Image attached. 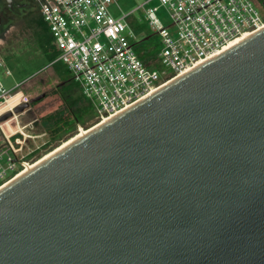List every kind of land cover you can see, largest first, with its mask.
Wrapping results in <instances>:
<instances>
[{
    "label": "water",
    "instance_id": "95a60500",
    "mask_svg": "<svg viewBox=\"0 0 264 264\" xmlns=\"http://www.w3.org/2000/svg\"><path fill=\"white\" fill-rule=\"evenodd\" d=\"M0 264H264V28L0 191Z\"/></svg>",
    "mask_w": 264,
    "mask_h": 264
},
{
    "label": "built area",
    "instance_id": "2783aa9c",
    "mask_svg": "<svg viewBox=\"0 0 264 264\" xmlns=\"http://www.w3.org/2000/svg\"><path fill=\"white\" fill-rule=\"evenodd\" d=\"M48 27L57 57L79 84L97 120L143 100L186 70L216 56L237 38L264 26V9L254 0H158L172 19L164 26L158 7L146 9L147 19L160 35L154 57L135 50L136 33L127 21L132 12L115 16L114 0H33ZM153 0H146L145 5ZM10 74V71H8ZM0 85V187L39 157L45 132L35 131V119L25 121L31 101L20 89ZM15 89V90H14ZM29 102L22 112L15 108ZM6 160L4 165L1 160Z\"/></svg>",
    "mask_w": 264,
    "mask_h": 264
},
{
    "label": "rangeland",
    "instance_id": "374dc122",
    "mask_svg": "<svg viewBox=\"0 0 264 264\" xmlns=\"http://www.w3.org/2000/svg\"><path fill=\"white\" fill-rule=\"evenodd\" d=\"M145 1L114 0L109 8L115 16L132 12L127 21L130 22L137 36L134 48L141 57H154L161 48V38L149 24L146 9L158 7L156 15L161 23L169 27L170 31H173L174 27L171 26L172 19L165 6L161 5L158 0L142 5ZM254 1L256 2V0ZM258 7L263 9L260 4ZM27 12H31L33 16L28 18L25 15L14 24L7 25L2 38H0V85L8 90L20 83L16 89H20L31 101V109L21 119L27 121L36 118L35 131L46 133L43 139L38 140L40 144L47 141L36 151L40 158L64 140L74 136L83 128L95 124L98 120L91 104L82 97V91L79 84L73 79V74L62 62L51 63L50 58L44 54L40 47L35 34L37 24L34 18H42V16L33 0H30L25 13ZM147 36L148 38L145 40ZM42 93L45 94L44 97L33 101L34 97ZM65 98L78 100L84 111H82V117L78 119V122L72 124V128L67 131L63 130L59 135L53 137L50 124L52 125V122L60 116H64L70 108ZM74 108L80 109L78 105ZM1 162L4 165L7 164L5 156Z\"/></svg>",
    "mask_w": 264,
    "mask_h": 264
},
{
    "label": "bare ground",
    "instance_id": "6f19581e",
    "mask_svg": "<svg viewBox=\"0 0 264 264\" xmlns=\"http://www.w3.org/2000/svg\"><path fill=\"white\" fill-rule=\"evenodd\" d=\"M264 26L258 28L257 30L247 33L239 38H237L236 40L232 41L229 45H227L223 50H221L220 52H218L216 54V56H218L221 52H223L224 50L228 49L229 47L239 43L240 41L244 40L245 38L249 37L250 35L260 31L261 29H263ZM215 56V57H216ZM214 58V57H213ZM198 67V66H197ZM195 67V68H197ZM195 68L189 69L184 71L183 73L179 74L178 76H176L175 78H173V80H171L170 82H168L167 84H164L163 86H161L158 89L153 90L149 95H147L144 99H146L147 97L153 95L154 93L158 92L159 90H161L162 88H164L166 85L172 83L173 81H175L176 79L184 76L185 74L189 73L190 71L194 70ZM143 100H139L137 102H135L134 104L128 105L126 108H124L122 111H118L115 114H112L110 116H106L103 119L98 120L95 124L89 126L88 128H83L80 132H78L77 134H75L74 136L69 137L68 139L64 140L63 142H61L59 145L55 146L53 149H51L50 151L46 152L45 154H43L40 158H38L37 160H35L32 164L27 165V167L22 170L19 174H17L14 178H12L11 180H9L8 182H6L4 185H2L0 187V191H2L4 188H6L7 186H9L11 183H13L14 181H16L17 179H19L20 177H22L23 175H25L26 173H28L29 171H31L32 169H34L35 167H37L38 165H40L41 163H43L44 161H46L47 159H49L50 157H52L53 155H55L56 153H58L59 151H61L62 149H64L65 147L73 144L75 141H78L79 139H81L84 135L90 133L91 131L97 129L98 127L106 124L107 122H109L111 119L115 118L116 116L120 115L121 113H123L124 111L130 109L131 107H133L134 105H136L137 103L143 101Z\"/></svg>",
    "mask_w": 264,
    "mask_h": 264
},
{
    "label": "trees",
    "instance_id": "16d2710c",
    "mask_svg": "<svg viewBox=\"0 0 264 264\" xmlns=\"http://www.w3.org/2000/svg\"><path fill=\"white\" fill-rule=\"evenodd\" d=\"M34 19H36V24H37V29L35 31V34L37 35V38L39 40L40 47L44 51V54L48 58H50V62H52L57 57L58 54L53 46L52 38L48 31V27L41 17H37ZM146 38H148V36L145 37V40ZM144 58H148V56H145ZM65 101H68V105L70 108L68 107L69 111H67L64 114V116H60L59 118H57L55 121L52 122V125L50 124V127H52L53 137L59 135L63 130L67 131L70 128H72L73 127L72 124L74 122H78V119L82 117V111H84V109L80 107L78 100L74 98L73 99L65 98ZM76 105H78L80 109L76 110L77 108H74V106Z\"/></svg>",
    "mask_w": 264,
    "mask_h": 264
},
{
    "label": "flooded vegetation",
    "instance_id": "af4514ba",
    "mask_svg": "<svg viewBox=\"0 0 264 264\" xmlns=\"http://www.w3.org/2000/svg\"><path fill=\"white\" fill-rule=\"evenodd\" d=\"M30 0H0V38L7 25L14 24L19 19L33 16L31 12H27ZM257 5L263 6L264 0H256Z\"/></svg>",
    "mask_w": 264,
    "mask_h": 264
}]
</instances>
